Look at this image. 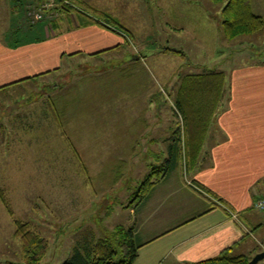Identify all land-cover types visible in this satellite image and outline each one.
<instances>
[{"label": "rangeland", "instance_id": "374dc122", "mask_svg": "<svg viewBox=\"0 0 264 264\" xmlns=\"http://www.w3.org/2000/svg\"><path fill=\"white\" fill-rule=\"evenodd\" d=\"M8 2L16 42L47 39L59 21L71 25L59 0ZM223 5L80 0L76 8L126 35L121 48L65 55L49 72L0 89V264L23 263L15 221L46 241L39 264H63L134 221L140 184L166 173V141L183 132L174 110L180 76L223 72L222 110L232 74L264 64V29L225 39ZM252 8L264 20V0H252ZM167 47L185 58L164 53ZM175 176L183 185L191 179L184 171ZM260 231L248 244L261 250Z\"/></svg>", "mask_w": 264, "mask_h": 264}, {"label": "crops", "instance_id": "0c3cea01", "mask_svg": "<svg viewBox=\"0 0 264 264\" xmlns=\"http://www.w3.org/2000/svg\"><path fill=\"white\" fill-rule=\"evenodd\" d=\"M250 5L253 11L252 0ZM13 17L8 0H0V88L49 72L65 55L115 51L123 42L113 27L78 26L71 15L65 18L71 25L59 21L51 37L39 42L24 37L13 46ZM229 87L226 108L218 106L189 168L183 152L178 166L131 213L134 221L127 227H133L139 247L132 264H196L223 252L251 259L264 251V239L261 250L248 244L264 229V213L253 206L264 197V64L235 71ZM162 155L166 159L167 150ZM176 171L189 174L190 181L183 185L171 178Z\"/></svg>", "mask_w": 264, "mask_h": 264}, {"label": "trees", "instance_id": "16d2710c", "mask_svg": "<svg viewBox=\"0 0 264 264\" xmlns=\"http://www.w3.org/2000/svg\"><path fill=\"white\" fill-rule=\"evenodd\" d=\"M210 1L216 4L224 3L221 9V26L225 39L232 40L241 35H252L264 29V20L261 16L253 13L250 0ZM79 2L80 0H70L68 3H60V12L65 16L73 15L76 17L78 26L96 24L102 27H108L104 21L94 19L83 9L76 8ZM105 17L107 18V16ZM53 28L56 27L54 26ZM117 33L126 39V35L122 32L118 31ZM44 39H46V36L36 37L26 42H39ZM20 43L22 42L17 41L13 46H18ZM163 52L185 58L184 52L175 48L167 47ZM40 75L43 74L27 79H33ZM20 82L17 81L13 84ZM224 84L225 76L223 72L216 70L180 76L174 99V110L181 118L183 132L171 137V144L167 147L168 156L162 168L166 173L154 182L146 178L140 184V190L136 194V197L140 198L139 202L147 196L151 187L158 180L162 179L168 172L178 166L183 152L186 158V169L196 159L203 144L208 126L219 106ZM10 85L2 86L0 89L7 88ZM147 177L149 178V175ZM142 186L146 188L145 193L142 192L141 194V190H144ZM14 224L16 227L15 236L21 243V259L23 263L11 264H39L46 251V241L38 234L29 230L27 223L15 221ZM138 248L134 242L133 227L120 226L114 230V235L112 234L111 237L99 239L92 245L75 250L73 255L63 264H132L137 257ZM249 260V258L242 255L230 256L228 253L223 252L213 259L196 264H247Z\"/></svg>", "mask_w": 264, "mask_h": 264}, {"label": "built area", "instance_id": "2783aa9c", "mask_svg": "<svg viewBox=\"0 0 264 264\" xmlns=\"http://www.w3.org/2000/svg\"><path fill=\"white\" fill-rule=\"evenodd\" d=\"M43 1H49V0H43ZM54 1V0H53ZM59 1H61L60 3H62V4H64V3H66V1L65 0H59ZM38 17H40V15L39 14H35V16H34V18H38ZM191 185V184H190ZM191 186H193L194 187V185L192 184ZM195 188V187H194ZM196 189V188H195ZM197 190V189H196ZM254 209H256L257 211H259V212H262V213H264V197H259V198H257L255 201H254Z\"/></svg>", "mask_w": 264, "mask_h": 264}, {"label": "water", "instance_id": "95a60500", "mask_svg": "<svg viewBox=\"0 0 264 264\" xmlns=\"http://www.w3.org/2000/svg\"><path fill=\"white\" fill-rule=\"evenodd\" d=\"M264 259V251L263 252H259L257 254H255L249 261L247 264H257L258 262H260L261 260Z\"/></svg>", "mask_w": 264, "mask_h": 264}]
</instances>
